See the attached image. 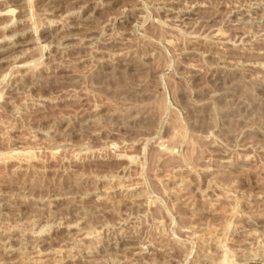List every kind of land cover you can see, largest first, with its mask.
I'll use <instances>...</instances> for the list:
<instances>
[{"label": "rangeland", "instance_id": "1", "mask_svg": "<svg viewBox=\"0 0 264 264\" xmlns=\"http://www.w3.org/2000/svg\"><path fill=\"white\" fill-rule=\"evenodd\" d=\"M0 264H264V0H0Z\"/></svg>", "mask_w": 264, "mask_h": 264}, {"label": "bare ground", "instance_id": "2", "mask_svg": "<svg viewBox=\"0 0 264 264\" xmlns=\"http://www.w3.org/2000/svg\"><path fill=\"white\" fill-rule=\"evenodd\" d=\"M11 2V1H10ZM13 2H15V1H13ZM18 2H19V0H18ZM15 6V5H14Z\"/></svg>", "mask_w": 264, "mask_h": 264}]
</instances>
